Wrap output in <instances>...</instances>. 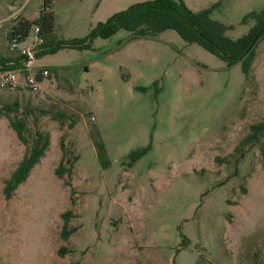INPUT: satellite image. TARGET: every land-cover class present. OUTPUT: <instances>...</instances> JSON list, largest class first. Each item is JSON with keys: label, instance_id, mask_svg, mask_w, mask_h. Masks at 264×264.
Wrapping results in <instances>:
<instances>
[{"label": "rangeland", "instance_id": "374dc122", "mask_svg": "<svg viewBox=\"0 0 264 264\" xmlns=\"http://www.w3.org/2000/svg\"><path fill=\"white\" fill-rule=\"evenodd\" d=\"M144 1L53 0L50 43L85 38L89 47L41 55L37 64L51 75L40 89H0V108L17 100L19 116L30 114L29 125L50 137L5 199L3 180L26 146L0 113V264H264L263 138L240 145L264 117V39L246 77L241 62L228 66L172 29L153 38L122 29L91 35ZM184 2L192 11L211 7L233 39L251 26L243 17L264 8V0ZM41 6L0 0V18L33 21ZM61 138L71 172L59 176ZM66 210L73 230L64 238Z\"/></svg>", "mask_w": 264, "mask_h": 264}, {"label": "trees", "instance_id": "16d2710c", "mask_svg": "<svg viewBox=\"0 0 264 264\" xmlns=\"http://www.w3.org/2000/svg\"><path fill=\"white\" fill-rule=\"evenodd\" d=\"M53 0H42V6L37 19L28 21L24 18H18L15 29L22 35H26L33 25H40V36L43 40L41 50L37 57L45 53H54L59 49L72 46L74 48H87L88 42L83 39L61 40L54 44L50 43L49 34L54 27L53 13L48 10ZM212 8H205L199 11H192L187 7L184 0H148L134 3L128 8L113 14L105 22L97 24L91 32L92 36L108 38L122 29L129 33L130 37L135 38H153L158 33L167 29L175 30L179 36L188 43H196L208 52L223 59L228 66L241 62V68L245 76L248 77L253 61L255 59V49L259 40L264 39V8L260 12L249 11L242 19V22H251L249 30L233 39L230 38L226 31L230 26L213 19L211 17ZM8 59L0 56V65L7 66ZM47 67V66H46ZM56 71L55 69L53 72ZM139 89L144 90L145 87ZM19 103H5L0 108V113L7 116L9 125L16 134L17 139L26 146V150L16 167L4 178L2 193L5 199H9L16 187L22 183L29 175L31 169L44 156L49 144V134L41 129L32 128L29 125L30 114L24 113L19 116ZM14 112V115H9ZM41 112L45 113V110ZM64 117L63 114H58ZM74 121L70 123L73 126ZM263 138L264 144V117L261 121L250 126L249 133L240 141V145L246 146L258 142ZM98 157L103 161V147L100 141H95ZM62 151L61 159L55 168V174L62 176L65 171L70 174V167H65L66 150L62 138L59 142ZM149 146L132 151L130 154L139 156L148 150ZM261 153L264 157V148ZM107 164V161L104 162ZM264 167V158H263ZM70 210L63 211L61 216L63 224L61 236L67 238L73 228L68 226ZM65 247L60 246L58 253L64 254ZM71 264H77L73 262ZM171 264H176L174 261Z\"/></svg>", "mask_w": 264, "mask_h": 264}, {"label": "built area", "instance_id": "2783aa9c", "mask_svg": "<svg viewBox=\"0 0 264 264\" xmlns=\"http://www.w3.org/2000/svg\"><path fill=\"white\" fill-rule=\"evenodd\" d=\"M18 18L14 14L0 18V28L5 27L6 43V46L1 44L3 48L0 47V56L8 59L7 66L0 65V89L22 87L35 91L41 88L43 80L51 75V71L37 64V55L43 43L40 25H33L26 35H22L15 29Z\"/></svg>", "mask_w": 264, "mask_h": 264}]
</instances>
